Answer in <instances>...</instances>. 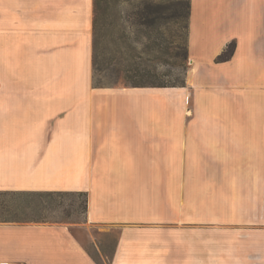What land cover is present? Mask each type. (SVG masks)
Listing matches in <instances>:
<instances>
[{
	"label": "crops",
	"instance_id": "obj_1",
	"mask_svg": "<svg viewBox=\"0 0 264 264\" xmlns=\"http://www.w3.org/2000/svg\"><path fill=\"white\" fill-rule=\"evenodd\" d=\"M190 1L176 99L93 84L94 0H0V191L85 194L98 257L0 221V264H264V0Z\"/></svg>",
	"mask_w": 264,
	"mask_h": 264
},
{
	"label": "rangeland",
	"instance_id": "obj_2",
	"mask_svg": "<svg viewBox=\"0 0 264 264\" xmlns=\"http://www.w3.org/2000/svg\"><path fill=\"white\" fill-rule=\"evenodd\" d=\"M145 0H109V18L104 27V39L102 42L105 62L100 69L94 70V85L134 87L130 75L135 71H146L157 84H165V87H174L175 98L180 99V88L186 86L191 61L189 58V15L179 18L175 14L179 10V2L190 0H149L156 3L162 2L168 6L167 18L154 25H144L139 22V12ZM105 5V3H103ZM189 11V9L187 8ZM107 57V58H106ZM130 77V78H129ZM152 87V86H151ZM165 97L158 95L161 101ZM175 99V100H176ZM177 102V101H175ZM175 116H179L175 110ZM1 192V191H0ZM4 192V191H2ZM65 193L62 196L55 194L52 200L42 201L39 198L20 197L0 193V221L15 218L7 214V209H15L19 206V219L54 221L60 220L71 224L77 236L87 246V249L96 257V248L85 228L87 197L79 192L54 191ZM86 225V226H85ZM84 226V227H83ZM93 235L101 232L95 228L90 230ZM108 235V236H106ZM104 246L105 252H111L114 237L106 234ZM107 237V238H106ZM101 239V235L100 238Z\"/></svg>",
	"mask_w": 264,
	"mask_h": 264
},
{
	"label": "trees",
	"instance_id": "obj_3",
	"mask_svg": "<svg viewBox=\"0 0 264 264\" xmlns=\"http://www.w3.org/2000/svg\"><path fill=\"white\" fill-rule=\"evenodd\" d=\"M105 3V5L103 4ZM141 9L139 12V22L140 24L144 25H156L160 23L162 20L166 19L167 16V10L168 6L164 5L162 2L157 1L156 3L150 2L149 0H145L144 4L141 5ZM190 7L191 2L188 4L187 2H179V10L175 14L179 18L183 15L184 17L189 15L190 17ZM109 0H94V21H93V64H94V70L100 69L99 66L101 64H104L105 62V53L103 52V46L102 42L104 39V27L106 25V21L109 18ZM189 9V11L187 10ZM189 29V26H188ZM188 48V47H187ZM236 48V42H231L228 47L217 56L216 61L222 62L226 61L231 58ZM187 50V54H188ZM107 58V57H106ZM101 70V69H100ZM133 72L137 74H132L130 76L132 80V86L135 87H165L167 85L165 84H157L156 81H154L152 78L147 77L149 75L146 71H135ZM130 78V77H129ZM0 193L9 194L12 196H15V198L20 197H38L39 204H42V201H49L52 200L53 196L55 194H58L62 196V194L65 193H55L52 191H40V192H29V191H4ZM15 209H7V214H10L14 216L15 218L6 219L4 221H22L19 219V212L21 209H19V206L16 205L14 207ZM35 219H30L29 221H34ZM40 219L36 220L39 221ZM41 221V220H40ZM44 221V220H42Z\"/></svg>",
	"mask_w": 264,
	"mask_h": 264
}]
</instances>
